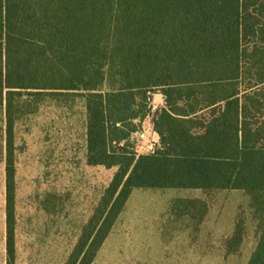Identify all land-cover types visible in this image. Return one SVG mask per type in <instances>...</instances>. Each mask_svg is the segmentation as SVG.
I'll list each match as a JSON object with an SVG mask.
<instances>
[{
    "label": "trees",
    "instance_id": "obj_1",
    "mask_svg": "<svg viewBox=\"0 0 264 264\" xmlns=\"http://www.w3.org/2000/svg\"><path fill=\"white\" fill-rule=\"evenodd\" d=\"M6 88L7 264H15L18 92H82L87 163L118 167L65 264H92L133 190H241L264 264V0H0ZM155 113L160 147L129 150Z\"/></svg>",
    "mask_w": 264,
    "mask_h": 264
},
{
    "label": "rangeland",
    "instance_id": "obj_2",
    "mask_svg": "<svg viewBox=\"0 0 264 264\" xmlns=\"http://www.w3.org/2000/svg\"><path fill=\"white\" fill-rule=\"evenodd\" d=\"M3 74L0 53V83ZM84 95L29 90L15 97V264H65L118 170L87 163ZM147 97L150 113L135 122L136 132L165 107L161 90ZM6 147L0 105V206ZM258 241L259 222L241 190L138 188L92 264H248Z\"/></svg>",
    "mask_w": 264,
    "mask_h": 264
},
{
    "label": "built area",
    "instance_id": "obj_3",
    "mask_svg": "<svg viewBox=\"0 0 264 264\" xmlns=\"http://www.w3.org/2000/svg\"><path fill=\"white\" fill-rule=\"evenodd\" d=\"M152 114V118L147 126L140 132L135 133L136 141L134 144V151L137 156L153 155L160 147V136L155 129L153 120L155 115L154 113Z\"/></svg>",
    "mask_w": 264,
    "mask_h": 264
},
{
    "label": "crops",
    "instance_id": "obj_4",
    "mask_svg": "<svg viewBox=\"0 0 264 264\" xmlns=\"http://www.w3.org/2000/svg\"><path fill=\"white\" fill-rule=\"evenodd\" d=\"M7 91L8 90L5 88L3 92V103L0 104L1 106L5 107V132H6V126H7V119H6V93ZM85 135L87 138V110H86ZM86 145H87V141H86ZM1 202L2 203L0 206V209H1L0 211V246L2 248L0 250V257H3L2 264H7V194H5V199ZM15 203H16V200H15ZM15 207H16V204H15Z\"/></svg>",
    "mask_w": 264,
    "mask_h": 264
}]
</instances>
